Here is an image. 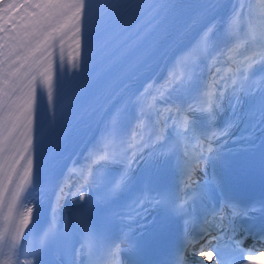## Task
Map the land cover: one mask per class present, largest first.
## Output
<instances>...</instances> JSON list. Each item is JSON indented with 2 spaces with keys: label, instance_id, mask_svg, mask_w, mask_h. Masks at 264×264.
Listing matches in <instances>:
<instances>
[{
  "label": "snow or ice",
  "instance_id": "1",
  "mask_svg": "<svg viewBox=\"0 0 264 264\" xmlns=\"http://www.w3.org/2000/svg\"><path fill=\"white\" fill-rule=\"evenodd\" d=\"M259 5L256 15L242 3L233 5L218 26H208L209 14L226 7L220 0H0V264H37L47 250L77 239L84 243L74 264H124L118 257L139 245L127 234L119 242L111 239L113 223L123 218L118 211L123 206L114 202L131 187L139 165L159 171L156 162L170 154L176 156L183 190L191 194L150 199L145 193L134 200L141 219L146 202L162 207L168 217L182 218L183 246L168 264H188L189 253L201 264H221L218 246L232 254L227 264L264 260V234L252 236L248 247L249 234L240 235L237 223L256 205L242 208L221 196L218 207L204 208L219 184L214 175L202 183L194 178L198 172L207 177L208 166L220 161L222 138L240 119L242 96L253 97L245 113L255 118L252 127L264 126V87L258 93L253 87L264 81V76L253 79L254 66L264 71V0ZM114 45L119 57L110 51ZM221 58L235 67L223 74L216 68L202 83L197 70L207 61L209 69L222 64ZM92 60L99 70L69 93V85ZM161 61L167 71L164 83L155 93L152 80L141 89ZM226 98L232 113L217 129ZM161 100L166 106L159 108ZM72 108L76 111L68 116ZM88 130L92 135L84 142L81 167L91 179L84 175V183L72 191L58 169L64 160L75 164L69 145L81 147L78 137ZM38 176L41 184L58 189L50 222L40 232L33 227L34 201L22 198ZM102 256L109 260L102 262Z\"/></svg>",
  "mask_w": 264,
  "mask_h": 264
},
{
  "label": "bare ground",
  "instance_id": "2",
  "mask_svg": "<svg viewBox=\"0 0 264 264\" xmlns=\"http://www.w3.org/2000/svg\"><path fill=\"white\" fill-rule=\"evenodd\" d=\"M239 1L240 0H220V3H222L225 6L228 2H230V4L224 8L217 9L214 13H210L209 17L206 18L207 19V25L211 26V24L215 23L218 26L221 18L227 14H230L231 11L228 10V8L231 7V5L234 3H239ZM204 2L210 3L211 0H205ZM245 9L253 11V10H255V5L253 4L252 1L247 0V2L245 3ZM197 27H199V25H197ZM209 63H210V61L205 62L201 66V69L197 70L199 73V79L201 80L202 83L206 82L205 78H206V76H208L210 74L208 72V68H209L208 64ZM166 78H167V73H166V70H164V62L161 61L160 67L156 68L152 73H150L147 76V80H143V78H141L143 80V83L140 84V87L142 89L145 86V84L148 82V80H152L154 82V87L152 89V92L155 93V88L160 87ZM165 97H166V93H165ZM163 102L164 101L161 100L158 104V107H159L160 103H163ZM151 122L154 123L155 120L152 119ZM91 135H92L91 130H88L87 134H82V136L78 139V140H80L81 147L76 148L75 150H73V148H72L69 151L72 154V158L75 159V164L72 163V159L65 161V163H64V165L60 171L62 179H64L65 177L66 178L69 177V175L71 173V171L69 172V167H71L73 170H76V172H81L83 170L81 167L83 164L82 154L84 151H86V149L84 148V142L89 140L91 138ZM78 153L80 155H77ZM55 191H58V189L52 190L50 205H48V209H47L48 219H51V209H52V207L54 205V201H55ZM68 202H71V199H67L66 201H64V204L68 203ZM58 216H59V213H58Z\"/></svg>",
  "mask_w": 264,
  "mask_h": 264
}]
</instances>
